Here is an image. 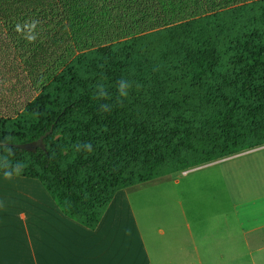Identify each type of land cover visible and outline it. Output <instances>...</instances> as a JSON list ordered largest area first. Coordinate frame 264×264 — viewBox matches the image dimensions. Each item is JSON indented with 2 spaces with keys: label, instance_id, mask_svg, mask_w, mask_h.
Returning a JSON list of instances; mask_svg holds the SVG:
<instances>
[{
  "label": "trees",
  "instance_id": "trees-1",
  "mask_svg": "<svg viewBox=\"0 0 264 264\" xmlns=\"http://www.w3.org/2000/svg\"><path fill=\"white\" fill-rule=\"evenodd\" d=\"M144 1L61 0L49 16L46 0H0V54L34 43L42 76L0 116V174L39 181L91 230L122 189L264 145V0L89 47L98 30L140 26ZM68 42L89 46L64 63Z\"/></svg>",
  "mask_w": 264,
  "mask_h": 264
},
{
  "label": "crops",
  "instance_id": "crops-1",
  "mask_svg": "<svg viewBox=\"0 0 264 264\" xmlns=\"http://www.w3.org/2000/svg\"><path fill=\"white\" fill-rule=\"evenodd\" d=\"M15 50L22 59L32 55ZM262 150L264 145L181 172L188 176L229 159L257 169L245 178L252 188H227L218 201L213 196L220 194L199 195L203 202L184 206L181 219L153 220L151 226L135 217L131 205H114V198L91 230L66 217L39 181L0 174L1 189L11 184L16 197L5 204L0 194V264H264V156H250Z\"/></svg>",
  "mask_w": 264,
  "mask_h": 264
},
{
  "label": "rangeland",
  "instance_id": "rangeland-1",
  "mask_svg": "<svg viewBox=\"0 0 264 264\" xmlns=\"http://www.w3.org/2000/svg\"><path fill=\"white\" fill-rule=\"evenodd\" d=\"M248 1L252 0H145L144 2L148 3V7L144 4V7L138 12L140 14L138 24L140 26L124 30L118 28L109 31L101 30L102 34L98 30L90 46L87 42L84 44L68 42L64 49L63 61L65 63L88 46L93 47L105 42L123 39L133 34L163 28ZM46 2L48 3L46 11H41L47 12L49 16L52 13H62L64 11H61V0H46ZM49 19L50 17L47 20V31L43 27L41 32L42 34L49 32V36L52 37L53 24ZM68 33L69 31H65V36ZM2 37L6 39V35ZM31 46L26 51V56L31 55L30 52L35 50L33 49L34 43ZM48 47L49 53L52 49L51 39L48 40ZM2 56L3 60H1ZM36 72L37 68L33 66L32 77L30 74L31 68L27 65V58H21L19 50H15L14 44L10 45V48L8 46L5 55L0 54V112L5 113L6 117L15 116L33 99L35 90L31 85L33 84L32 81L34 82L37 79L33 75ZM255 155L264 156V150L250 156ZM242 165L243 160H223L191 172L188 176L178 172L137 184L120 190L115 196L114 205H131L135 217L149 226H151L153 220L154 222L159 220L165 223H167L169 217L178 220L182 218L180 210L184 206L193 204L199 206L203 202L198 197L199 195H206L207 193L220 194L213 196L218 201L222 200L221 194H225L227 188H252L253 183L248 182L249 180L246 181L245 178L256 172L257 169H250L247 164ZM10 186L11 184L2 185V189L0 187V194L3 193V196L1 195L2 202L5 204H9L16 199L12 195L14 189H9Z\"/></svg>",
  "mask_w": 264,
  "mask_h": 264
},
{
  "label": "water",
  "instance_id": "water-1",
  "mask_svg": "<svg viewBox=\"0 0 264 264\" xmlns=\"http://www.w3.org/2000/svg\"><path fill=\"white\" fill-rule=\"evenodd\" d=\"M49 133H51V131H49ZM48 133V134H49ZM43 138L44 137H41L38 141L36 142H27V143H21V144H18V146L20 148H23V149H26V150H31V151H34L36 150L38 147H44V144H43Z\"/></svg>",
  "mask_w": 264,
  "mask_h": 264
},
{
  "label": "clouds",
  "instance_id": "clouds-1",
  "mask_svg": "<svg viewBox=\"0 0 264 264\" xmlns=\"http://www.w3.org/2000/svg\"><path fill=\"white\" fill-rule=\"evenodd\" d=\"M29 39H31V37H29Z\"/></svg>",
  "mask_w": 264,
  "mask_h": 264
}]
</instances>
